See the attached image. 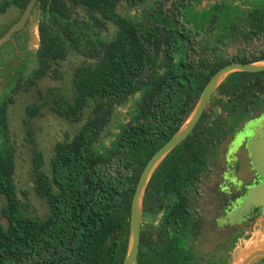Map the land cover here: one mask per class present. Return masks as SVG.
Listing matches in <instances>:
<instances>
[{"label":"trees","instance_id":"1","mask_svg":"<svg viewBox=\"0 0 264 264\" xmlns=\"http://www.w3.org/2000/svg\"><path fill=\"white\" fill-rule=\"evenodd\" d=\"M27 2L2 0L0 14L10 5L23 10ZM120 3L135 14H120ZM34 8L42 19L37 24L38 68L24 82L28 86L55 71L66 46L78 50L76 36L62 23L78 9L95 26L111 23L116 31L95 49V61L74 69L70 98L48 90L50 109L58 117L78 123L90 103L92 115L70 140L55 143L49 173L42 169L40 152L32 150L34 192L48 205L45 218L22 210L12 180V153L0 150V197L5 201L0 213L6 220L5 227L0 224V264H121L128 249L131 196L148 159L179 128L218 69L264 61V0H36ZM51 20L58 23L56 30ZM225 39L260 42L255 50L223 57L215 46ZM202 43L212 46L198 53ZM217 90L189 135L149 178L141 217L152 220L141 222L137 264L210 261L197 258L192 246L202 230L193 211L194 191L228 120L264 105V71L232 72ZM128 102L132 119L99 151L114 108ZM6 106L0 104L3 125ZM41 106H26L23 124L31 142V120Z\"/></svg>","mask_w":264,"mask_h":264},{"label":"rangeland","instance_id":"2","mask_svg":"<svg viewBox=\"0 0 264 264\" xmlns=\"http://www.w3.org/2000/svg\"><path fill=\"white\" fill-rule=\"evenodd\" d=\"M117 10L122 15H128V12L131 15L135 14V11L129 10L125 3H120ZM20 13V10L13 7V5L6 8L5 13L0 15V34L18 19ZM41 19L40 11L35 9L31 13L28 25L22 31V35L14 40L11 45L0 49V104L4 101L7 102L4 125L0 122V150L12 153L14 163L12 180L22 210L29 216L43 219L47 216L49 209L46 202L34 192L31 173L32 150L35 148L40 152L43 159L42 169L49 173V160L54 153L55 143L70 140L85 119L92 115V103H90L83 110L82 120L78 123L68 122L58 117L50 109L48 90H54V94L60 93L62 96L70 98L72 96L71 80L74 69L83 63L87 64L95 61L91 58V55L95 54L96 48L97 50L101 49L102 43L114 37L116 28L111 23H107L105 28L97 27L82 10L78 9L68 21H62L76 36L78 50L66 46V57L59 64L53 65L52 69H55V71H50L47 76L37 79L33 85L28 86L24 82L32 77L38 68L35 55L38 46L36 25ZM50 24L54 30L57 29V22L54 24L51 20ZM197 37L205 38V35L199 34ZM259 42L250 40L246 43L243 40L225 39L222 45L219 44L215 48L218 54L228 57L236 54L240 49L246 52L255 50L259 47ZM204 46L210 47L212 44H200L199 50L197 49L198 53L202 51L201 47ZM210 51L211 49L207 50L206 53L210 54ZM217 89L212 96L217 95ZM9 98L11 102L8 101ZM31 103L42 104L39 115L31 120L30 129L33 142L27 140L26 128L23 124L26 117V106ZM131 103L128 102L124 106L114 108L111 120L105 127L100 142L97 143L99 151L108 148L110 142L119 132L120 125L122 126V124L124 125L132 119L133 115L129 116L131 114ZM260 108H264V105L255 109ZM243 114L244 112L233 118H228V121H230L228 128H234ZM4 203V199L0 197V210ZM198 211L201 214L204 213V207L200 203ZM150 220L152 219L149 217L142 218V222ZM203 220L205 223L208 221L204 218ZM0 224L3 227L6 226V220L1 216V213ZM206 226L198 236L200 239L202 238V241L199 242L200 239L197 238L192 244L196 257L202 258L203 261L204 259L209 260L215 249L221 246V240L217 238L221 234L209 230ZM256 226L258 227L252 229L250 233H244L240 238L238 237L241 235L234 236L226 244L231 248L230 257L227 258L231 260L230 264L240 263L244 255L259 246L264 238V231L260 232L264 228V224L258 223ZM226 245L222 247L225 248L222 250L225 256L227 254Z\"/></svg>","mask_w":264,"mask_h":264},{"label":"flooded vegetation","instance_id":"3","mask_svg":"<svg viewBox=\"0 0 264 264\" xmlns=\"http://www.w3.org/2000/svg\"><path fill=\"white\" fill-rule=\"evenodd\" d=\"M13 7L15 6L13 5ZM17 9L20 10L19 8ZM20 12H22V10H20ZM17 20L12 22L8 28L0 34V37L6 33ZM29 20L30 18L19 32L11 34L9 40L2 44L0 49L4 46L11 45L14 40L20 37L22 31L28 25ZM263 119L264 108L250 109L244 112L234 128H227L221 141L215 147V152L209 160V165L204 177L194 191V198L192 200V205L194 206L193 211L196 218L200 221L201 229H204L207 223L206 228L221 234L217 237L221 240V246L215 249L211 256L209 254L210 261L208 264H230L231 260L227 258L230 257L231 248L226 244L234 236L241 235L238 237L240 238L244 233H250L252 229L258 227L256 226L258 223L264 224V219H262L263 217H261L260 214V207L252 208L248 215H244L241 218L240 222H233L230 224V220L227 217L228 213L235 209L246 197L247 192L251 188L259 187L264 182L262 175L252 169L250 154L247 149V142L251 138H256L254 136V128ZM199 203L204 207V213L202 214L198 211ZM203 218L208 221L205 223ZM263 231L264 228L260 230L261 233ZM197 238L200 239V237ZM201 239L199 242L202 241ZM224 245H226L227 248L226 256L222 252V250L225 249L222 248ZM242 261H250L249 264H264V238L257 248L250 251L247 255H244L241 262Z\"/></svg>","mask_w":264,"mask_h":264},{"label":"water","instance_id":"4","mask_svg":"<svg viewBox=\"0 0 264 264\" xmlns=\"http://www.w3.org/2000/svg\"><path fill=\"white\" fill-rule=\"evenodd\" d=\"M35 3L36 0H28L18 20L0 37V47L9 40L11 34L19 32L24 27L35 9ZM237 71L250 73L263 72L264 61L250 63L232 62L218 69L208 79L191 112L179 128L148 159L136 181L131 196L129 205L128 249L121 264H137L136 258L142 222L141 205L143 194L152 172L160 161L189 135L202 113L208 107L213 93L224 78L228 74ZM254 136L256 138H251L247 142V149L250 154L252 169L262 175L264 180V119L254 128ZM255 207L261 208L260 214L263 217L262 219H264V182L259 187L251 188L238 206L228 213L227 217L230 220V224L240 222L241 218L244 215H248L250 210ZM249 263L250 261H242L238 264Z\"/></svg>","mask_w":264,"mask_h":264}]
</instances>
